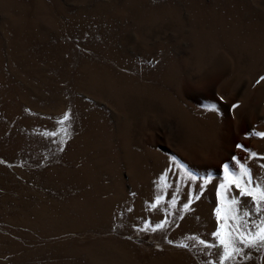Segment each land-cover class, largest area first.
<instances>
[{
	"label": "rangeland",
	"instance_id": "374dc122",
	"mask_svg": "<svg viewBox=\"0 0 264 264\" xmlns=\"http://www.w3.org/2000/svg\"><path fill=\"white\" fill-rule=\"evenodd\" d=\"M262 76L264 0H0V264H217Z\"/></svg>",
	"mask_w": 264,
	"mask_h": 264
},
{
	"label": "snow or ice",
	"instance_id": "6c2138e0",
	"mask_svg": "<svg viewBox=\"0 0 264 264\" xmlns=\"http://www.w3.org/2000/svg\"><path fill=\"white\" fill-rule=\"evenodd\" d=\"M264 80V76L260 77ZM259 82V81H258ZM236 107V105H233ZM214 110V106H211ZM68 119V114H64V120ZM260 137H264V133H255ZM237 145V148H241ZM235 161L236 157H232ZM264 167V166H262ZM222 168L225 172V184H221L217 188V206L215 209L217 226L215 231L211 233L213 243H207L205 240H192L202 245L206 250L215 251V259L217 264H233L238 257L246 255L244 249L251 250L253 248H264V182H254V177L250 171L243 166H240L239 174L229 172V165L224 164ZM227 185V187H226ZM239 193V196L245 198L251 207L241 208V203L235 197L227 196V192L231 188ZM225 189L223 197L224 206H221V191ZM155 206V205H153ZM187 208L188 205H185ZM148 225L145 224L144 229ZM163 224H156L152 229H162ZM177 247H186L184 244L177 245ZM206 264H214L213 260L206 261Z\"/></svg>",
	"mask_w": 264,
	"mask_h": 264
}]
</instances>
